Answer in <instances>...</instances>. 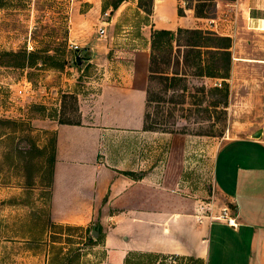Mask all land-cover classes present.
<instances>
[{"label":"rangeland","instance_id":"obj_1","mask_svg":"<svg viewBox=\"0 0 264 264\" xmlns=\"http://www.w3.org/2000/svg\"><path fill=\"white\" fill-rule=\"evenodd\" d=\"M218 1V10L217 0H189L187 5H209L205 13L229 25L220 32L233 37L231 47L236 41L241 56H264L263 35L247 30L243 9L229 6L235 0ZM152 2L0 0V264H102L103 227L97 222L80 227L51 221L55 128L88 123L101 114L100 93L126 70L121 50L144 47L136 36V26L143 22L136 12L139 6L150 9ZM257 17L264 18V11ZM100 29L105 30L103 36ZM178 45L183 42L177 37L166 54L169 63L154 69L156 99L148 109L147 126L155 130L142 134L144 144L135 148L145 161L139 169L151 172L161 161L162 173L176 179L180 191L183 179L196 207L209 209L194 207L193 214L217 216L231 205L214 191V157L226 141L262 128L264 64L254 59L234 62L231 55L225 84L195 76L182 65L183 47ZM256 45L262 47L257 53L252 49ZM31 57L36 58L33 66L28 65ZM172 73H180L181 79L164 80ZM24 82L30 90L19 97L16 91ZM185 86L187 92H182ZM225 86L226 104L212 108L220 95L209 90ZM217 250L213 237L212 254ZM231 253L225 252L224 262ZM213 261L212 255L210 264ZM244 262L239 258L236 264ZM125 264L201 263L186 257L130 254Z\"/></svg>","mask_w":264,"mask_h":264},{"label":"crops","instance_id":"obj_2","mask_svg":"<svg viewBox=\"0 0 264 264\" xmlns=\"http://www.w3.org/2000/svg\"><path fill=\"white\" fill-rule=\"evenodd\" d=\"M229 3L243 9L247 30L259 32L264 40V18L257 17L264 0ZM136 14L143 21L136 36L144 47L121 50L126 70L100 93L101 114L88 123L55 128L51 221L80 227L97 222L103 227L102 264H125L130 254L186 257L203 264H210L213 255L215 264H236L239 258L244 264H264V120L262 128L223 143L214 157V191L231 205L236 228L211 222L206 213L193 214L196 205L184 180L180 191L177 180L162 173L159 160L151 172L139 169L145 161L135 149L144 144L142 134L150 133L144 131V112L152 31L208 30L231 40L220 32L229 25L219 16L196 17L182 0H153L150 15L139 8ZM260 46L252 49L257 53ZM230 53L234 62L254 59L264 64L261 54L241 56L236 41ZM257 132L260 137L255 138ZM213 237L218 250L212 254ZM229 249L230 259L224 262Z\"/></svg>","mask_w":264,"mask_h":264},{"label":"trees","instance_id":"obj_3","mask_svg":"<svg viewBox=\"0 0 264 264\" xmlns=\"http://www.w3.org/2000/svg\"><path fill=\"white\" fill-rule=\"evenodd\" d=\"M186 5L189 0H182ZM194 10V14L198 18L213 19L214 15L208 16L205 13V8L209 5L201 3L200 5L189 6ZM215 5H213L214 7ZM117 8V5L112 7ZM146 15L151 14V8L148 10L143 9L139 6ZM182 8H178V15L182 16ZM177 37L179 42H183L182 65L193 69L195 76L208 77L214 79H221L225 83V80L229 78L231 68V40L228 37H220L214 33L202 30H188V29H177L176 31L167 30H154L150 36V56L148 65V79L146 86V97H145V112H144V131H153V127L147 126L150 114L148 109L151 103L156 99L153 91V82L155 81V66L158 67L161 64L167 65L169 61L166 60V54L168 51H172V44L177 43ZM16 58L21 57V61L25 60V56H15ZM46 60H50L45 57ZM20 61V62H21ZM36 58L31 57L29 66L35 65ZM23 66L24 61L19 63ZM158 69V68H157ZM172 77H164L166 81L180 80V73H172ZM226 84V83H225ZM182 92H187V87L181 89ZM212 93L220 95L216 102L212 103V108H217L218 104L225 105L228 96V89L225 86L224 89L213 88L209 90ZM1 122V121H0ZM54 154H55V140H54ZM55 155L53 156L54 164ZM53 168V166H52ZM193 260L192 258H187ZM203 264L201 261H198Z\"/></svg>","mask_w":264,"mask_h":264},{"label":"built area","instance_id":"obj_4","mask_svg":"<svg viewBox=\"0 0 264 264\" xmlns=\"http://www.w3.org/2000/svg\"><path fill=\"white\" fill-rule=\"evenodd\" d=\"M210 24H212V21H209ZM104 32L105 30L104 29H100L99 30V33H100V36H103L104 35ZM217 85V84H216ZM218 86H220V84H218ZM28 87V88H27ZM27 90H30V84L27 83V82H24L22 87H20L17 91H16V94L17 96L19 97H24V96H28L26 93H27ZM207 208V206H206ZM206 208H200V210H204ZM206 210H209L208 208ZM233 211L229 208V207H223L221 208L219 214L217 216H208L207 217L209 218V220L211 222H214V223H222L228 227H231V228H236L237 224L235 222V218L233 217ZM198 215V214H197ZM198 221H200V219L198 218Z\"/></svg>","mask_w":264,"mask_h":264},{"label":"water","instance_id":"obj_5","mask_svg":"<svg viewBox=\"0 0 264 264\" xmlns=\"http://www.w3.org/2000/svg\"><path fill=\"white\" fill-rule=\"evenodd\" d=\"M76 62H77V64H79V57L76 58ZM254 137H255V138L260 137V133L257 132V133L254 135ZM94 236L96 237V234H94Z\"/></svg>","mask_w":264,"mask_h":264}]
</instances>
